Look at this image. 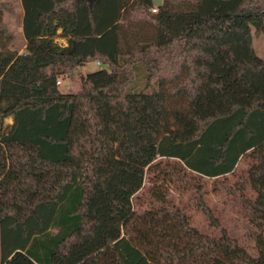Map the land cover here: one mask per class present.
<instances>
[{
    "label": "trees",
    "instance_id": "1",
    "mask_svg": "<svg viewBox=\"0 0 264 264\" xmlns=\"http://www.w3.org/2000/svg\"><path fill=\"white\" fill-rule=\"evenodd\" d=\"M21 2L22 53L0 0V264H264V0H163L154 28L138 26L154 0ZM247 153L242 235L134 212L156 161L219 178Z\"/></svg>",
    "mask_w": 264,
    "mask_h": 264
},
{
    "label": "rangeland",
    "instance_id": "2",
    "mask_svg": "<svg viewBox=\"0 0 264 264\" xmlns=\"http://www.w3.org/2000/svg\"><path fill=\"white\" fill-rule=\"evenodd\" d=\"M3 1L10 7L4 20L16 36L13 47L21 48L22 53L25 47L24 18L28 12L21 0ZM139 16V27H155L156 21L149 9ZM60 32L61 30L55 40L58 44L67 46L68 40ZM252 35L256 53L264 58V28L258 31L253 27ZM102 67L104 66L97 61L79 66L74 70L73 76L61 78L60 90L65 93L77 91L83 75ZM144 81L141 75L136 86L142 87ZM12 122V118H7L5 124ZM257 160L256 156L247 153L240 159L233 173L210 178L190 172L175 160L160 159L146 169L143 187L133 197V210L136 213L149 210L178 211L187 218L191 226L214 243L225 241L235 232L242 235L245 225L242 204L245 198L253 195L251 174ZM156 191L160 192L161 199H157ZM245 244L250 245L251 241L247 240Z\"/></svg>",
    "mask_w": 264,
    "mask_h": 264
},
{
    "label": "built area",
    "instance_id": "3",
    "mask_svg": "<svg viewBox=\"0 0 264 264\" xmlns=\"http://www.w3.org/2000/svg\"><path fill=\"white\" fill-rule=\"evenodd\" d=\"M149 11H150V13H151L152 15H155V14H157V13L159 12V6H158L157 4H155V6L151 7V8L149 9ZM98 63H99V62H98ZM58 83H60V81H58Z\"/></svg>",
    "mask_w": 264,
    "mask_h": 264
},
{
    "label": "water",
    "instance_id": "4",
    "mask_svg": "<svg viewBox=\"0 0 264 264\" xmlns=\"http://www.w3.org/2000/svg\"><path fill=\"white\" fill-rule=\"evenodd\" d=\"M163 0H154V3L158 6L162 5Z\"/></svg>",
    "mask_w": 264,
    "mask_h": 264
},
{
    "label": "crops",
    "instance_id": "5",
    "mask_svg": "<svg viewBox=\"0 0 264 264\" xmlns=\"http://www.w3.org/2000/svg\"><path fill=\"white\" fill-rule=\"evenodd\" d=\"M98 63V62H97ZM99 64V63H98Z\"/></svg>",
    "mask_w": 264,
    "mask_h": 264
}]
</instances>
